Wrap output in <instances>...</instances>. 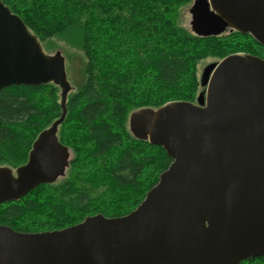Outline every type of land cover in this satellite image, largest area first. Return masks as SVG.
Masks as SVG:
<instances>
[{"label": "water", "instance_id": "1", "mask_svg": "<svg viewBox=\"0 0 264 264\" xmlns=\"http://www.w3.org/2000/svg\"><path fill=\"white\" fill-rule=\"evenodd\" d=\"M200 37L250 35L264 46V0H194ZM55 84L62 114L34 142L28 162L0 167V206L65 177L71 152L58 139L72 90L61 51L48 54L0 0V91ZM196 102L130 115L133 136L172 159L130 214H102L60 230L0 225V264H241L264 257V59L236 53L210 64Z\"/></svg>", "mask_w": 264, "mask_h": 264}, {"label": "trees", "instance_id": "2", "mask_svg": "<svg viewBox=\"0 0 264 264\" xmlns=\"http://www.w3.org/2000/svg\"><path fill=\"white\" fill-rule=\"evenodd\" d=\"M1 1L46 53L47 40L57 38L81 46L87 57L86 76L72 87L58 131L72 154L68 175L0 206V225L18 232L60 230L97 214H130L172 163L163 148L133 136L130 115L168 102H195L202 60L236 53L264 59V46L250 35L200 37L177 25L178 10L194 0ZM60 102L53 83L0 91V167L15 171L28 162L38 136L61 117ZM241 264H264V257Z\"/></svg>", "mask_w": 264, "mask_h": 264}, {"label": "rangeland", "instance_id": "3", "mask_svg": "<svg viewBox=\"0 0 264 264\" xmlns=\"http://www.w3.org/2000/svg\"><path fill=\"white\" fill-rule=\"evenodd\" d=\"M192 5L193 3L181 7L178 10V15H177L178 17L176 21L177 25L184 27L185 29L190 30V31H191L190 9ZM46 43H47V46L50 45L51 47L49 48L50 54H54L57 51H61V53L64 55L65 60H66L67 76H68V80L71 83L72 87L80 84L82 79H84V77L86 76V74L84 73V67L86 66L85 63L87 62V57L84 54L82 47L81 46L72 47L68 45L65 41H63L62 39H57V38L47 40ZM216 61L217 60L215 58H208V59H205L199 62L198 74H199L200 79L202 78L206 68L210 64L216 63ZM202 91H203V88L201 87L200 93ZM71 158H72V154H71ZM68 170L69 168L67 169L66 175H68ZM66 175L63 178H60L58 182L61 183L63 179L66 178ZM26 222L28 223V221Z\"/></svg>", "mask_w": 264, "mask_h": 264}]
</instances>
